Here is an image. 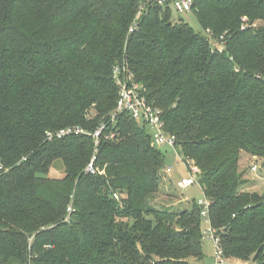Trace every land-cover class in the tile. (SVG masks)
Returning <instances> with one entry per match:
<instances>
[{
  "label": "trees",
  "instance_id": "1",
  "mask_svg": "<svg viewBox=\"0 0 264 264\" xmlns=\"http://www.w3.org/2000/svg\"><path fill=\"white\" fill-rule=\"evenodd\" d=\"M144 2L0 0V264L204 259L198 202H160L164 155L128 114L112 120L123 63L198 169L224 257L264 264V192L239 170L264 160V0H194L203 33L151 2L128 36ZM68 128L85 134L47 139Z\"/></svg>",
  "mask_w": 264,
  "mask_h": 264
},
{
  "label": "built area",
  "instance_id": "2",
  "mask_svg": "<svg viewBox=\"0 0 264 264\" xmlns=\"http://www.w3.org/2000/svg\"><path fill=\"white\" fill-rule=\"evenodd\" d=\"M151 2H155L161 6H165L169 3L170 6L173 8V10L178 14H193L194 0H145L129 29L128 36L136 31L138 27L139 19L144 14L147 4ZM207 34L210 37L212 45L219 52H222L224 48L223 37H221L219 41H217L213 39L210 32H208ZM113 77L118 87V101H117L116 112L113 115L112 120L114 121L117 115L119 114H128L133 120L145 126L149 130L152 136V144L154 147L158 149L163 147L171 148L178 156L175 138L166 132L162 111L152 106L147 101L146 97L143 94L141 85L135 82L134 74L130 71L128 65L125 63L116 65L113 68ZM101 132L102 129H100L94 134V137L97 140L100 137ZM80 134H85L84 130H82L81 128H68L58 131L56 133L48 132L46 136L49 141H54V140H61L68 136L80 135ZM93 162L94 161H92V163L88 166V171L91 173H94ZM253 170L255 171L256 167H254ZM189 171H191V173L199 174L197 168H191ZM172 172H173L172 166L165 168L166 175H171ZM195 184H196V180L193 177H191L188 179H182L178 185L180 188L184 189L191 187ZM198 205L201 208L202 217L210 226V222H209L210 203L204 199L198 201ZM69 211H71V209ZM207 233L210 234V239L213 241L215 245L216 264L233 263L224 257L223 251L219 243V239L216 237L211 226L210 229L207 231Z\"/></svg>",
  "mask_w": 264,
  "mask_h": 264
},
{
  "label": "rangeland",
  "instance_id": "3",
  "mask_svg": "<svg viewBox=\"0 0 264 264\" xmlns=\"http://www.w3.org/2000/svg\"><path fill=\"white\" fill-rule=\"evenodd\" d=\"M172 18L175 22L183 21L184 23L189 24L196 32L203 33L193 14H178L177 12L172 11ZM159 150L165 157L166 167H173L171 175H166L164 172L163 182L165 186H163V192L160 195L159 201L166 204H176L173 209L177 212L189 210L193 201L198 202L204 200L203 191L199 185V174L191 173L182 158L179 157V155L177 156L173 149L163 147ZM254 167H256L255 171L253 170ZM239 170L243 173L244 179L247 181L246 188L248 190L259 193L264 192V160L244 154L240 161ZM60 174L59 165H57V167L51 171L50 176L58 177ZM191 177L196 180L195 185L184 189L179 187L178 184L182 179H188ZM209 229V224L203 220L201 230L203 234L202 248L204 259L202 261L192 260V264H216V250L213 241L210 239V234L207 233ZM231 264L244 263L233 262Z\"/></svg>",
  "mask_w": 264,
  "mask_h": 264
}]
</instances>
